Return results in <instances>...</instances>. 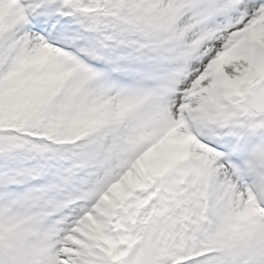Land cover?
I'll use <instances>...</instances> for the list:
<instances>
[{"label":"snow or ice","instance_id":"1","mask_svg":"<svg viewBox=\"0 0 264 264\" xmlns=\"http://www.w3.org/2000/svg\"><path fill=\"white\" fill-rule=\"evenodd\" d=\"M0 264H264V0H0Z\"/></svg>","mask_w":264,"mask_h":264}]
</instances>
